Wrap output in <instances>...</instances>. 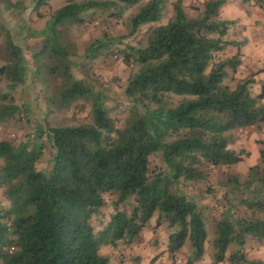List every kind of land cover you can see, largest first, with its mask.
<instances>
[{"label":"trees","instance_id":"obj_1","mask_svg":"<svg viewBox=\"0 0 264 264\" xmlns=\"http://www.w3.org/2000/svg\"><path fill=\"white\" fill-rule=\"evenodd\" d=\"M49 1L33 0L39 17ZM141 2L146 4L132 18L130 35L171 16L151 27L144 46L120 51L134 70L125 91L133 115L119 127L108 94L74 75L72 57L78 54L69 34L85 27L91 12L121 18L125 5ZM223 4L209 0L188 8L183 0H67L43 31L19 22L13 30V24L0 23L5 42L0 52V129L23 115L15 92L22 86L29 91L34 81L54 80L57 106L84 101L90 107L89 122L52 127L42 117L20 145L0 141V189L10 203L9 209L0 208V264H109L102 249L141 244L142 232L156 215L158 225L165 221L174 230L170 257L188 247L185 264H202L206 224L180 183L205 182L203 164L242 163L245 151L230 148L233 134L264 129V90L254 93L255 75L236 78L240 54L221 56L233 44L226 40L232 23L221 18ZM121 39L105 35L84 57L94 59ZM31 41L39 44L33 51L27 47ZM172 96L184 99L174 105ZM33 100L27 95L24 103L30 117L39 113ZM258 144L259 162L245 181L234 173L223 183L248 213L237 215L233 205H224L211 264H264L249 260L244 251L248 239L264 241V141ZM48 149L49 165L39 170ZM154 156L162 162L155 169ZM108 203L111 220L96 231ZM232 244L237 250L229 255Z\"/></svg>","mask_w":264,"mask_h":264},{"label":"rangeland","instance_id":"obj_2","mask_svg":"<svg viewBox=\"0 0 264 264\" xmlns=\"http://www.w3.org/2000/svg\"><path fill=\"white\" fill-rule=\"evenodd\" d=\"M252 1V0H250ZM33 0H0V23L7 24L13 30L19 24H28L34 29L43 31L47 27L48 21L51 19L53 13L67 4V0H50L49 6L41 9L43 17H39L33 9ZM146 2H141L137 5L124 6V11L121 18L110 17L109 14L101 12L87 14L86 26L82 28H74L70 31L69 41L71 45L76 48L77 57H72L74 64L73 73L78 79L87 81L90 85L105 91L109 98V107L111 113L117 118L118 126H123L128 120H131L132 104L126 96V88L128 80L134 67L125 63L124 58L120 51L128 46L140 47L144 46L147 42V35L151 27L159 24H165L170 19V13L159 24H148L139 30L134 35H130L131 20L134 16L140 13L141 9L145 6ZM190 8V7H188ZM11 22V23H10ZM0 28V33H2ZM3 35V34H2ZM105 35L113 37H122L121 42L112 44L109 49L103 50V54L96 58H85L86 50L97 40H102ZM4 36L0 38V52L4 51ZM38 41H31L27 47L29 51H33L39 46ZM38 45V46H37ZM75 51V50H74ZM3 56V55H1ZM1 64V61H0ZM25 87L17 88L15 92L16 103L22 106L23 115L11 118L0 129V141L9 140L15 146L25 142L31 132L32 124L37 125L42 117H46L47 122L52 127L58 126H73L80 123L89 122L90 107L84 101H79L69 106H57L54 103L56 88L55 82L49 79L46 83L41 81H34L33 88L26 92ZM27 95L34 97L32 101L38 107L39 113H35L30 117L24 110V103ZM184 97L172 96L170 101L172 104H179ZM235 142L231 145V149L242 153L243 162L235 166H220L214 167L208 164H203L201 169L206 174L205 182L195 181H181L180 189L188 197L192 198L198 205L202 213L206 229L208 233V240L206 242V254L202 260V264H211L214 250V240L216 238V224L221 218L224 211V205H233L237 211V215H247V208L239 204L238 197L234 195L229 188L223 186L228 176L234 173L240 175L241 182L247 178L250 167L259 162V150L262 148L258 141H264V129L258 130L256 128H249L244 131H238L233 134ZM51 159V150L48 149L45 156L41 158L38 163L39 170H45ZM1 164V161H0ZM152 168H158L162 165L159 156L151 158ZM0 208L9 209L10 203L4 196L3 191L0 189ZM112 208L110 204H106L104 208V217L102 223L96 222V231H101L107 223L111 220ZM158 215H156L148 227L142 232L143 242L141 244L125 245L121 243L117 250L111 247H104L101 254L112 258L113 262L125 263V259H131L138 253V246L142 247V255L147 261L142 264H185L189 248L185 247L183 251L177 254L176 258L163 260L164 251L168 249L170 235L174 230L168 228L167 222L163 221L158 225ZM156 226V227H155ZM154 236H151L152 231ZM145 234V236H144ZM256 247L264 248V241H259L255 244H246L244 251L248 249V258L255 260L254 250ZM137 248V249H136ZM259 249V250H260ZM237 250V244H232L228 251L229 255ZM261 251V250H260ZM117 252V253H115ZM252 253L253 256H250ZM143 257V258H144ZM144 258V259H145ZM116 259V260H115ZM261 261V260H260ZM110 264V263H109ZM114 264V263H113ZM121 264V263H120ZM130 264H140L133 262ZM222 264H230L224 262Z\"/></svg>","mask_w":264,"mask_h":264},{"label":"crops","instance_id":"obj_3","mask_svg":"<svg viewBox=\"0 0 264 264\" xmlns=\"http://www.w3.org/2000/svg\"><path fill=\"white\" fill-rule=\"evenodd\" d=\"M170 1L176 2L177 0ZM206 1L209 0H183V3L186 7H192L203 4ZM223 1L224 4L221 8V18L222 20L232 23L226 40L233 44L227 46L221 56L227 59L240 54L242 65L239 68L236 78H238V80H243L255 75L253 91L255 94H260L262 90H264V0ZM154 231H156V229L152 231L151 236H154ZM250 243L252 244V247L255 248V244H259V241L248 239L247 245ZM137 248L139 250L138 253L132 259L131 257L125 259L124 264H130L133 262L142 264L147 261L144 255H142V247L138 246ZM259 249L260 247H256L254 250V257L256 260L264 261V248L260 249L261 251ZM245 252L248 254V249L245 250ZM162 253H164V258H160V262H163V260L168 261L170 255L167 252V249L162 251ZM250 256H253L252 253ZM138 257H140V259H137ZM109 263L122 264V262L119 261L113 262L112 258H109Z\"/></svg>","mask_w":264,"mask_h":264},{"label":"built area","instance_id":"obj_4","mask_svg":"<svg viewBox=\"0 0 264 264\" xmlns=\"http://www.w3.org/2000/svg\"><path fill=\"white\" fill-rule=\"evenodd\" d=\"M252 1H256V0H252Z\"/></svg>","mask_w":264,"mask_h":264}]
</instances>
